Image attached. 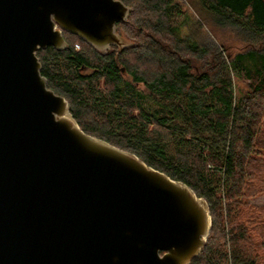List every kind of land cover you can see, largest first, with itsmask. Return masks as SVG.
<instances>
[{
  "label": "trees",
  "instance_id": "obj_1",
  "mask_svg": "<svg viewBox=\"0 0 264 264\" xmlns=\"http://www.w3.org/2000/svg\"><path fill=\"white\" fill-rule=\"evenodd\" d=\"M122 1L117 31L135 45L103 53L63 31L67 48L37 52L48 87L86 133L206 199L211 232L190 264H264V205L249 201L264 193V0H190L200 15L179 0Z\"/></svg>",
  "mask_w": 264,
  "mask_h": 264
},
{
  "label": "water",
  "instance_id": "obj_2",
  "mask_svg": "<svg viewBox=\"0 0 264 264\" xmlns=\"http://www.w3.org/2000/svg\"><path fill=\"white\" fill-rule=\"evenodd\" d=\"M122 0H0V264H190L211 232L185 182L86 133L48 87L38 50L67 31L100 52Z\"/></svg>",
  "mask_w": 264,
  "mask_h": 264
},
{
  "label": "rangeland",
  "instance_id": "obj_3",
  "mask_svg": "<svg viewBox=\"0 0 264 264\" xmlns=\"http://www.w3.org/2000/svg\"><path fill=\"white\" fill-rule=\"evenodd\" d=\"M189 1L190 0H179V2H182L187 9L194 10L196 12V14L198 13L197 15H200L199 8L197 7V5L193 4L192 2L189 3ZM178 18L181 19V17H178ZM198 20H199L200 25L202 27L201 31L198 34L199 38L202 39L203 42H206V41H208V39L213 37V34L210 31V28L206 24H203V21H201L200 19H198ZM227 32H229V31H227ZM232 34H229V35L227 34V39L224 40V42H226L227 48H229L228 50L230 52H235V50L238 47H240V43L238 42V39H237V41L235 40L236 38ZM77 45H79V44H76V48L79 49L80 46H77ZM235 83H236V86H237V91H238L239 88L244 86V84L240 80H238L237 78H235ZM249 201H250V203H252L254 205H258V206L259 205H264V193L258 194L256 197L250 199Z\"/></svg>",
  "mask_w": 264,
  "mask_h": 264
},
{
  "label": "built area",
  "instance_id": "obj_4",
  "mask_svg": "<svg viewBox=\"0 0 264 264\" xmlns=\"http://www.w3.org/2000/svg\"><path fill=\"white\" fill-rule=\"evenodd\" d=\"M77 46H79V45H77Z\"/></svg>",
  "mask_w": 264,
  "mask_h": 264
},
{
  "label": "flooded vegetation",
  "instance_id": "obj_5",
  "mask_svg": "<svg viewBox=\"0 0 264 264\" xmlns=\"http://www.w3.org/2000/svg\"><path fill=\"white\" fill-rule=\"evenodd\" d=\"M123 71H124V69H123Z\"/></svg>",
  "mask_w": 264,
  "mask_h": 264
}]
</instances>
